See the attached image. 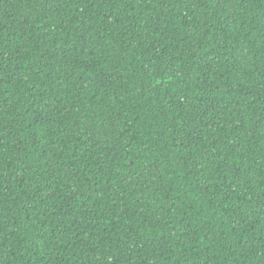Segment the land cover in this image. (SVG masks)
<instances>
[{"label": "trees", "instance_id": "1", "mask_svg": "<svg viewBox=\"0 0 264 264\" xmlns=\"http://www.w3.org/2000/svg\"><path fill=\"white\" fill-rule=\"evenodd\" d=\"M0 264H264V0H0Z\"/></svg>", "mask_w": 264, "mask_h": 264}]
</instances>
